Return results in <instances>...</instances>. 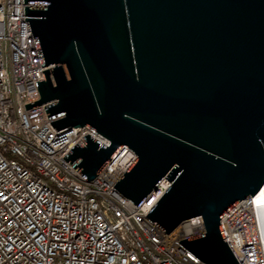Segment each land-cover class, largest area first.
<instances>
[{
	"label": "water",
	"instance_id": "water-1",
	"mask_svg": "<svg viewBox=\"0 0 264 264\" xmlns=\"http://www.w3.org/2000/svg\"><path fill=\"white\" fill-rule=\"evenodd\" d=\"M56 130L87 126L64 156L93 180L123 146L137 158L114 185L205 264H240L221 220L264 186V0H24ZM41 6H32V4Z\"/></svg>",
	"mask_w": 264,
	"mask_h": 264
},
{
	"label": "built area",
	"instance_id": "built-area-1",
	"mask_svg": "<svg viewBox=\"0 0 264 264\" xmlns=\"http://www.w3.org/2000/svg\"><path fill=\"white\" fill-rule=\"evenodd\" d=\"M24 0H0V264H205L180 240L204 230L201 216L169 233L147 216L172 185L165 176L139 205L114 186L136 160L123 146L93 180L64 156L87 126L56 130L37 82L44 78ZM41 6V4H32ZM264 186L262 187V189ZM240 264H264V218L249 196L221 220Z\"/></svg>",
	"mask_w": 264,
	"mask_h": 264
},
{
	"label": "bare ground",
	"instance_id": "bare-ground-1",
	"mask_svg": "<svg viewBox=\"0 0 264 264\" xmlns=\"http://www.w3.org/2000/svg\"><path fill=\"white\" fill-rule=\"evenodd\" d=\"M255 205L256 208L263 213L264 218V188L259 191L255 196ZM264 232V225H263Z\"/></svg>",
	"mask_w": 264,
	"mask_h": 264
}]
</instances>
